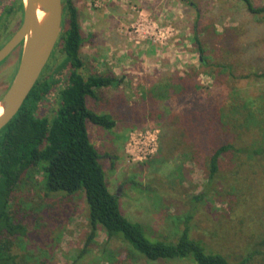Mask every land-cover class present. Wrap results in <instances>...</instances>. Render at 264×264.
<instances>
[{
    "label": "rangeland",
    "instance_id": "374dc122",
    "mask_svg": "<svg viewBox=\"0 0 264 264\" xmlns=\"http://www.w3.org/2000/svg\"><path fill=\"white\" fill-rule=\"evenodd\" d=\"M14 1L0 0V48L21 23L20 13L5 14ZM73 2L86 39L81 71L111 74L120 80L119 85L99 89L96 97L88 98L92 109L113 114L117 125L107 128L89 121L88 131L103 156L110 189L120 196L124 214L143 223L154 236L176 240L186 216L194 213L193 235L233 263L242 262L248 246L264 235V159L245 158L241 163L237 156L226 154L217 180L210 184L207 137L215 134L207 125L198 131L194 115L213 104L219 108L234 100L264 96V76L253 74L264 73V15L250 12L243 0ZM253 2L264 6V0ZM153 22L170 26L174 35L163 44L146 38ZM196 30L208 65L202 63L194 43ZM58 42L42 74L53 88L38 110V116L51 120L58 115L60 91L66 85V55L62 40ZM22 50L17 48L0 64V99L17 74ZM246 74L252 75L243 77ZM196 79L199 87L190 89ZM170 83L187 87H171L165 97L155 91ZM220 125L229 141L241 140L239 135L246 131ZM148 131L158 136L155 153L141 162L130 161L126 146L131 135ZM251 134L247 130L244 140L249 142ZM201 192H207L205 198L194 201ZM10 212L28 228L22 239H13L15 251L28 253L30 264H194L143 256L133 259L127 244L106 243L103 229L90 250L80 255L91 229L86 195L50 190L41 170L14 191ZM112 255L114 260H108ZM246 264H264V254Z\"/></svg>",
    "mask_w": 264,
    "mask_h": 264
},
{
    "label": "trees",
    "instance_id": "16d2710c",
    "mask_svg": "<svg viewBox=\"0 0 264 264\" xmlns=\"http://www.w3.org/2000/svg\"><path fill=\"white\" fill-rule=\"evenodd\" d=\"M180 1L187 4L193 2ZM243 1L250 12L264 15V6H257L253 0ZM64 27L66 31L61 34L60 39L62 51L66 55V85L60 91L62 104L58 115L52 120L38 116L40 103L53 88L50 80L42 75L20 111L0 131V264H30L28 253L21 255L15 251L13 237L20 236L22 239L27 235L28 228L12 216L10 205L14 191L30 180L38 170L44 172L50 190H62L69 194L84 192L86 195L91 229L80 255L87 253L97 241L100 229L107 235L106 243L118 240L127 244L128 255L133 259L143 256L151 261L246 264L256 255L264 254V235H261L248 246V253L243 261L233 263L227 255L210 248L204 240L193 235L191 223L194 213L186 216L183 229L176 240L154 236L143 223L133 221L124 214L120 196L110 189L106 169L101 161L103 156L92 142L88 131L89 121L107 128L117 125L113 114L95 111L88 105V98L96 97L99 89L119 85L120 80L111 74L93 72L85 75L81 71L85 66L81 53L86 39L79 9L73 0H64ZM194 43L198 46L202 63L208 65L206 49L198 30L194 33ZM253 74L257 77L264 76V73ZM180 80L186 82L184 77ZM181 84L186 86V83ZM181 84H165L158 87L161 91H155L165 97L169 95L171 87H183ZM192 84L190 89L197 90V79ZM194 116L198 131L207 125V130L215 134L207 137V141L211 143L208 161L210 184L217 180L222 167L221 159L226 154L237 156L236 160L241 163L246 159H264V96L244 102L234 100L219 108L213 104L206 112ZM229 124L251 131L250 141L243 138L246 131L239 135L241 140L225 139L219 125ZM183 135L185 134L182 132L181 136ZM206 195L207 192H201L193 197L194 201H201ZM108 260H114L113 255L108 256Z\"/></svg>",
    "mask_w": 264,
    "mask_h": 264
},
{
    "label": "water",
    "instance_id": "95a60500",
    "mask_svg": "<svg viewBox=\"0 0 264 264\" xmlns=\"http://www.w3.org/2000/svg\"><path fill=\"white\" fill-rule=\"evenodd\" d=\"M24 21L0 48V64L23 44L17 74L0 99V131L20 111L41 78L61 37L64 23L63 0H23ZM40 12L43 16H40Z\"/></svg>",
    "mask_w": 264,
    "mask_h": 264
},
{
    "label": "built area",
    "instance_id": "2783aa9c",
    "mask_svg": "<svg viewBox=\"0 0 264 264\" xmlns=\"http://www.w3.org/2000/svg\"><path fill=\"white\" fill-rule=\"evenodd\" d=\"M150 24V23H148ZM146 25V23H143ZM152 28V29H151ZM151 30H147L146 38L153 39V41H159L161 44L165 43L172 35L173 30L170 26L160 27L156 22L152 23ZM142 28L139 27L137 32H141ZM149 35V36H147ZM158 136L156 132H145L140 134L133 133L130 140L127 143L126 151L129 155V160L134 162H141L153 155L157 149Z\"/></svg>",
    "mask_w": 264,
    "mask_h": 264
},
{
    "label": "flooded vegetation",
    "instance_id": "af4514ba",
    "mask_svg": "<svg viewBox=\"0 0 264 264\" xmlns=\"http://www.w3.org/2000/svg\"><path fill=\"white\" fill-rule=\"evenodd\" d=\"M63 3H64V0H63ZM6 12V13H5ZM5 14H12V13H20L21 14V17H22V19H21V23H20V25L18 26V28L22 25V23H23V21H24V15H25V10H24V1L23 0H15L14 2H13V4H11V5H9V6H7L6 8H5ZM3 13V14H4ZM64 24V23H63ZM64 26V25H63ZM17 28V29H18ZM17 29L15 30V32L17 31ZM14 32V33H15ZM13 33V34H14ZM12 34V35H13ZM12 35L9 37V39L12 37ZM9 39H7V41L9 40ZM6 43V42H5ZM18 48H21V49H23V44H21ZM17 49V48H16ZM15 49V50H16ZM14 50V51H15ZM23 51V50H22ZM21 60V59H20Z\"/></svg>",
    "mask_w": 264,
    "mask_h": 264
},
{
    "label": "bare ground",
    "instance_id": "6f19581e",
    "mask_svg": "<svg viewBox=\"0 0 264 264\" xmlns=\"http://www.w3.org/2000/svg\"><path fill=\"white\" fill-rule=\"evenodd\" d=\"M40 16H43V13L40 12ZM4 112V107L2 106V104H0V115Z\"/></svg>",
    "mask_w": 264,
    "mask_h": 264
},
{
    "label": "crops",
    "instance_id": "0c3cea01",
    "mask_svg": "<svg viewBox=\"0 0 264 264\" xmlns=\"http://www.w3.org/2000/svg\"><path fill=\"white\" fill-rule=\"evenodd\" d=\"M96 35H97V32H96V34H94V36H93V37H95V38H96ZM93 37H92V38H93ZM116 40H117V39H116ZM115 42H116V41H115Z\"/></svg>",
    "mask_w": 264,
    "mask_h": 264
}]
</instances>
